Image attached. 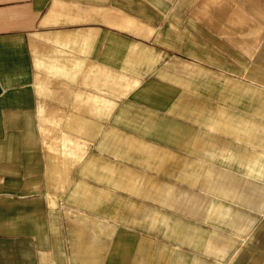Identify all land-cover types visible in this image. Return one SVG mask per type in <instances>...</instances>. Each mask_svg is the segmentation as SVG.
Listing matches in <instances>:
<instances>
[{"label":"crops","instance_id":"crops-1","mask_svg":"<svg viewBox=\"0 0 264 264\" xmlns=\"http://www.w3.org/2000/svg\"><path fill=\"white\" fill-rule=\"evenodd\" d=\"M264 264V0H0V264Z\"/></svg>","mask_w":264,"mask_h":264},{"label":"built area","instance_id":"built-area-1","mask_svg":"<svg viewBox=\"0 0 264 264\" xmlns=\"http://www.w3.org/2000/svg\"><path fill=\"white\" fill-rule=\"evenodd\" d=\"M48 264H51V263H48Z\"/></svg>","mask_w":264,"mask_h":264}]
</instances>
